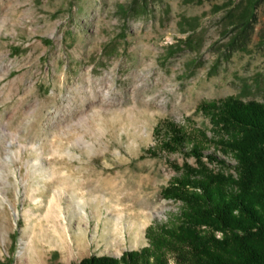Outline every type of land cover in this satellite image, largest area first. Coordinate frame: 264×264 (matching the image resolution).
Segmentation results:
<instances>
[{
	"label": "rangeland",
	"instance_id": "374dc122",
	"mask_svg": "<svg viewBox=\"0 0 264 264\" xmlns=\"http://www.w3.org/2000/svg\"><path fill=\"white\" fill-rule=\"evenodd\" d=\"M242 6L0 0V264H71L149 244L147 228L182 206L164 187L178 168L199 167L193 155H150L156 125L213 137L203 102L264 101V1L245 33ZM204 153L212 169L237 164L213 143Z\"/></svg>",
	"mask_w": 264,
	"mask_h": 264
},
{
	"label": "trees",
	"instance_id": "16d2710c",
	"mask_svg": "<svg viewBox=\"0 0 264 264\" xmlns=\"http://www.w3.org/2000/svg\"><path fill=\"white\" fill-rule=\"evenodd\" d=\"M263 1L242 0L237 21L243 33L253 27ZM201 109L215 124L213 137L165 119L154 129L157 146L148 150L154 157L197 158L198 168L189 163L178 168L162 192L180 201V210L167 222L152 223L146 230L149 244L140 249L71 264H264V101L228 97L203 102ZM211 143L234 157V172L203 162ZM208 158L217 161L215 154Z\"/></svg>",
	"mask_w": 264,
	"mask_h": 264
},
{
	"label": "bare ground",
	"instance_id": "6f19581e",
	"mask_svg": "<svg viewBox=\"0 0 264 264\" xmlns=\"http://www.w3.org/2000/svg\"><path fill=\"white\" fill-rule=\"evenodd\" d=\"M54 197V196H53ZM59 198V197H58ZM60 199V198H59ZM55 200H56V198H55ZM58 201H60V200H58ZM57 202V201H56ZM59 204H60V202H59ZM58 204V205H59ZM54 205H55V203H54ZM58 205L56 206V208H58ZM56 208H54V209H56ZM59 209V208H58ZM61 210V209H60ZM52 212V211H51ZM54 214H55V212H54ZM57 216V215H56ZM59 216V215H58ZM66 220V219H65ZM65 222V221H64ZM67 222V221H66ZM81 229V228H80ZM120 229V227L118 228V230ZM63 230H67L68 231V228L67 227H65V229H63ZM84 230V229H83ZM80 232V231H79ZM84 232H86L85 230H84ZM83 232V233H84ZM69 233V232H68ZM123 233V232H122ZM54 234H57L59 237H57V239L58 240H60L59 242L65 247V248H67L68 250H70L71 248H73L75 245L73 244V242H71V243H69V241H68V239H67V237H66V235H65V232H63V231H59V230H56V233H54ZM86 236V235H85ZM83 240V239H82ZM59 243V244H60ZM80 246V245H79ZM62 247V246H61ZM64 247H62V248H64ZM77 248V247H76ZM67 251V250H66ZM77 251V250H76ZM69 254V253H68ZM74 254V253H73Z\"/></svg>",
	"mask_w": 264,
	"mask_h": 264
}]
</instances>
